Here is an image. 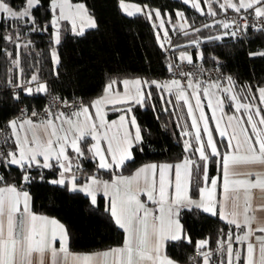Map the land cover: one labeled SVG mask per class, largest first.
<instances>
[{"label": "snow or ice", "instance_id": "obj_1", "mask_svg": "<svg viewBox=\"0 0 264 264\" xmlns=\"http://www.w3.org/2000/svg\"><path fill=\"white\" fill-rule=\"evenodd\" d=\"M183 2L187 4L189 0ZM204 3L207 11L198 2L191 6L202 15L210 16H216L218 10L226 12L232 9L236 13L243 10L254 17L251 28L264 33V0H223L222 3L220 0H204ZM213 3L218 4V9L212 7ZM120 6L128 16L144 13L151 19L154 15L161 20L160 26L163 27L158 8L130 6L123 0ZM40 7L41 0H24L20 8H13L7 0H0V17L23 23L29 32L47 31V26L39 25L33 15ZM129 7H135V13L129 11ZM145 9L148 10L145 12ZM49 10L51 19L48 24L55 30V43L60 42L61 20H71L72 31L76 35L84 34V28L77 30L76 25L77 18L83 19L86 15L83 5L74 6L70 0H49ZM176 15L186 20L182 12L177 11ZM249 15L241 17L243 23H223L224 29L234 27L231 32L226 31L224 36L240 39L246 35L250 27ZM88 26L95 28V21L89 18ZM19 37L20 30L17 28L15 38L12 34H6L2 39L16 43ZM164 38H168L167 31L164 32ZM157 39H160L159 33ZM209 39L221 40L222 37ZM193 43L198 44L195 41ZM20 47L16 43V48ZM6 54L9 57L12 55ZM51 55L53 64L58 65L57 53L53 50ZM198 58L204 60V54L198 53ZM179 59L181 62L193 63L192 57L186 52H182ZM209 59L215 67L223 68V61L218 56ZM12 64L19 68V53ZM168 67L170 71L179 69V65L169 64ZM22 72L23 69H20ZM176 74L184 77V81L173 79L170 84L178 90L177 105L183 101L187 117L190 118V124H178L177 127L181 128V136L185 138V153L192 152L196 158L186 157L175 165L147 164L136 169L131 176H116L111 184L99 181L95 176L80 183L76 173L82 171V161L85 159L97 161L98 158L97 169L103 170L118 169L126 163H134L132 150L143 143L141 129L136 117L131 115L132 107L121 109L115 106L129 102L143 105L151 99L152 93L147 91L145 94L142 84L148 88L155 85L163 91L169 89V83L110 79L104 88V96L87 105L74 107L67 100L53 96L54 102L63 104L64 109H73L71 112L63 109L53 112L49 106L43 110V116L34 109L25 116L28 109H19L24 118L17 117L7 124L14 137L12 147L6 152L0 151V168L8 170L15 167L20 172L19 181L15 184L0 174V264H68L69 257L75 264H107L109 257L111 264H179L176 260L161 259V249L166 242L191 244L190 235L178 219L180 208L219 215L220 219H226L228 225L234 226L235 234L232 228L227 232L222 230L217 241L218 250L224 256L220 264H264V87L253 91L251 86H243L237 90L233 77L222 71L219 76L207 81L201 80L194 71L180 69ZM8 83L13 85L11 100L15 104L23 103L21 94H48L47 82H40L38 74H32L23 84L19 82L18 74L16 82L9 79ZM120 86L124 89L123 93L119 90ZM161 100L171 103L163 96ZM102 104H111L113 110L123 113L118 117V124L117 121L107 123L104 120L100 114ZM225 106L232 109L231 115L224 111ZM205 107L212 112L210 118L204 111ZM90 108L96 110L94 114ZM217 109L221 112L219 119L216 117ZM224 116H227V121L221 128ZM209 119L214 122L219 142L213 137ZM96 120L100 123L97 124ZM127 125L135 129L134 134ZM113 127L116 131L109 135ZM101 129H104L102 138L107 142L106 149L100 146L101 137L98 133ZM89 136L96 143L82 147L81 142ZM3 143L7 144V139ZM85 149L92 154L90 157L86 156ZM213 158L220 175L210 178L208 161ZM54 168L58 170L57 179L45 181L42 172H38L37 176L32 175L33 169ZM36 179L69 194L82 193L90 197L92 207L97 205V191L103 190L104 195L109 197L105 211L126 233L123 246L90 255L71 256L65 226L56 219L38 216L30 210L31 198L22 185ZM200 180L204 183V186L199 187L200 200H194L189 195L190 185L193 182L199 184ZM218 187L222 200H216L213 195ZM141 193L146 194L148 201L159 205V216L154 215L141 201ZM57 242L59 248L56 247ZM207 244V240L197 242L199 256L189 257L193 264H209L212 253L210 250L205 251Z\"/></svg>", "mask_w": 264, "mask_h": 264}, {"label": "trees", "instance_id": "obj_2", "mask_svg": "<svg viewBox=\"0 0 264 264\" xmlns=\"http://www.w3.org/2000/svg\"><path fill=\"white\" fill-rule=\"evenodd\" d=\"M73 1L85 4L96 27H87L82 36L76 35L70 23L64 20L60 28L59 44L55 43L54 29L48 24L51 19L49 0H41L42 7L33 12L39 25L47 26V31L29 32L23 23L0 17V126L8 129V122L19 112V104L11 100L13 85L8 83L9 79L16 82L18 74L22 84L32 74H38L40 82H47L48 92L62 98L79 96L86 105L103 93L110 79L141 78L161 84L173 77L168 67L170 61H178L181 53L186 52L193 61L197 59L198 53H203L205 58L202 61L207 65H213L209 57L218 56L223 61L222 70L233 76L236 89L243 86L254 89L264 85V55H260L264 53V33L249 29L240 39L222 36L217 24L207 23L212 16L202 15L192 4H185L183 0H126L147 5L149 9H160L171 38L172 47L166 52L164 33L160 32L159 22L156 23L154 15L151 19L144 13L128 16L121 9V0ZM7 2L13 8L24 5V0ZM177 11L184 14L186 28L177 17ZM17 28L20 30V37L16 40L21 45L19 49L16 43L2 39L6 34H12L15 38ZM157 33L160 39H157ZM217 36L222 39H209ZM194 41L198 44H194ZM53 50L59 57L58 65L53 64ZM6 53H11V57ZM17 53L19 68L12 64ZM20 69H23L22 73ZM143 87L145 94L151 91L152 96L143 105L132 106V113L143 137V143L132 150L134 163H126L118 169L103 170L97 169L96 161L85 159L82 161L83 178L95 176L108 179L115 173L131 174L149 162L175 163L186 157L196 158L192 152L184 151L185 138L181 136V128L177 125L189 124V120L183 102L177 105L175 91H162L155 85ZM21 96L22 105L28 110L41 108L44 104L45 95ZM161 96L171 103L162 101ZM165 108L168 110L165 111ZM114 114L115 111L108 113L109 116ZM6 139L8 143L5 147L8 150L13 143L9 134ZM192 142L195 143L194 140ZM90 144V137L81 142L82 147ZM85 152L86 156H91L86 149ZM214 159L208 161L209 177L216 171ZM38 172L43 173L45 181L58 177L55 168L33 169L32 175L37 176ZM0 174L5 175L10 183L19 181L20 172L15 167L8 170L0 168ZM45 181L36 179L22 187L30 193L33 211L55 217L65 226L70 250L92 252L124 242L125 232L105 211L107 200L103 195L97 196V205L92 207L90 197L82 193L69 194ZM202 184V180L199 184L193 182L189 195L197 197ZM179 221L190 235L191 244L166 242L165 253L179 263H191L189 257L196 251L197 242L207 240L206 249L212 253L210 264H217V241L220 232H226L229 226L218 215L213 216L200 210L190 212L184 208L179 210Z\"/></svg>", "mask_w": 264, "mask_h": 264}, {"label": "crops", "instance_id": "obj_3", "mask_svg": "<svg viewBox=\"0 0 264 264\" xmlns=\"http://www.w3.org/2000/svg\"><path fill=\"white\" fill-rule=\"evenodd\" d=\"M220 2L222 3L223 0H220ZM201 7L204 8L205 11H207V5L204 3V0H201ZM212 7H213L214 9H218V4H217V3H213ZM219 14H220V10H218V14H217L216 16H212V19L210 20L212 24L215 23V22H217V21H219V20H218V18H219ZM179 19H180V21L182 22L183 27L186 28L187 25H186L184 19H181V18H179ZM218 26H219V25H218ZM124 79L133 80V79H136V78H124ZM124 79H122V80H124ZM140 79H141V78H140ZM173 79H176V78H175V77H171V78H169L168 80L162 81L161 84L169 83V89H165V91L168 92V91L173 90V91H175L176 95H178V90L175 89V87H174V86H171V84H170V82H171ZM141 81L143 82V81H145V80H144V79H141ZM143 86H144V85L142 84V87H143ZM258 87H264V85H263V86H256V87L253 89V91H255ZM143 88H144V87H143ZM119 90L121 91V93H123V91H124V89H123L122 86H120V89H119ZM237 90H239V88H237ZM189 91H190V90H189ZM102 96H104V91H103V93H102L99 97L95 98L93 101L99 99V98L102 97ZM182 102H183V101H182ZM204 102H205V104L207 103V101H204ZM193 103H194V101H193ZM257 103H258V101H257ZM89 104H90V103H89ZM133 104H134V103L129 102L128 104H119V105H116L115 107H116V108H121V109H123V108H127V107H129V106L132 107ZM86 105H87V104H86ZM183 105H184V104H183ZM184 107H185V109H186V106H185V105H184ZM95 111H96V110H95L94 108H90V112H91V113L94 114ZM110 111H115V110H113V105H111V104H102V105L100 106V114H101V116H103L104 120H105L107 123H111L112 121H117V124H118V123H119V121H118V117H119L121 114H123V113H122L121 111H115V114H114V115L109 116L108 113H109ZM204 111H205V113L207 114V116L210 118L211 115H212L211 110L208 109L207 107H205V108H204ZM224 111L227 112L229 115L232 114V109H231V108H227L226 106H225V108H224ZM186 112H187V109H186ZM131 115L134 116V114H133L132 112H131ZM237 115H239V114H237ZM216 117H217V119H219V118L221 117V112H220L219 109L216 110ZM13 119H16V118H13ZM11 120H12V119H11ZM81 120H83V117H81ZM188 120H189V124H190V118H189V117H188ZM226 121H227V116H224L223 121H221V128L224 127V123H225ZM96 123L99 124L100 121H99V120H96ZM209 125H210V127L213 129V137H214V139H215L217 142H219L220 138L218 137L217 133H216L215 130H214V129H215V125H214V122H213L211 119H209ZM127 127H128L129 130L134 134L135 129L132 128L131 125H127ZM114 131H116L115 127L112 128V130L109 132V135H111L112 132H114ZM121 131H122V130H121ZM190 131H191V129H190ZM103 133H104V129H101L100 132L98 133V136L101 137V138H100V146H101V148H102V149H106V148H107V142H106V140H104V139L102 138ZM9 135H10V140H11L12 143H13V139H14V137L12 136V133H11L10 130H9ZM21 137H23V133H21ZM89 137H90V139H91V144H90V146H91L92 144L96 143V141L93 140V139L91 138V136H89ZM204 139H205V141H206L207 137L205 136ZM81 146H82V145H81ZM8 150H10V149H8ZM8 150H7V151H8ZM221 150H223V146H222V145H221ZM69 154H70V155L72 154V153H71V149H69ZM91 155H92V154H91ZM182 160H184V159H182ZM182 160H180V161H178V162H175V163H169V164H173V165H175V164H177V163H180ZM97 162H98V158H97L96 164H97ZM164 163H166V162H149V163H146V164H143V165L139 166L138 168L143 167L144 165H147V164H157V165H159V164H164ZM82 166H83V164H82ZM138 168H137V169H138ZM135 171H136V170H135ZM135 171H134V172H135ZM134 172H132L131 174H128V175H123V174L115 173V174L112 175L111 178H108V179L97 178V179H98L99 181H107L109 184H111L112 181L114 180V178H115L116 176H120V175H122V176H131ZM76 175H77L78 180H79L80 183H84V181L87 179V178H83V176H84L83 167H82V171H81V172H77ZM219 175H220V173L218 172V170H217V165H216V171L212 174V176H210V178H212V177H217V176H219ZM173 176H174V171H173ZM81 177H82V180H80ZM57 178H58V177H57ZM57 178H56V179H57ZM202 186H204V183L202 184ZM202 186H201V187H202ZM22 188H23V187H22ZM23 190H25V191L28 192V190L25 189V188H23ZM28 193H29V192H28ZM99 194L103 195V196L106 198L107 202H108L109 197L104 195L103 190L97 191L96 195L98 196ZM170 194H171V190H170ZM29 195H30V193H29ZM213 195H214V198H215L216 200H222V196H221V193H220V191H219V187L217 188V190L214 191ZM191 197H192V196H191ZM30 198H31V196H30ZM139 198L141 199L142 202L146 203V206H147L150 210L153 211L154 215H156V216H159V215H160V212H159V205L154 204V203L151 202V201H148V200H147V196H146L145 193H141L140 196H139ZM192 198H193L194 200H200V193L198 194L197 197H195V198L192 197ZM180 209H181V208H180ZM30 210H31V212H33L34 214H36V215H38V216H47V215H43V214H40V213H37V212L33 211L32 208H31V200H30ZM218 216H219V215H218ZM47 217L50 218V219H56L55 217H51V216H47ZM178 219H179V217H178ZM56 220H57L59 223H61V221H59L58 219H56ZM221 220H222V219H221ZM223 221L226 223V219L223 220ZM61 224H62V223H61ZM226 224H227V223H226ZM227 225H228V224H227ZM228 226H229L230 228H232V230H233V232H234V234H235L234 226H232V225H228ZM125 236H126V233H125ZM199 241H200V240H199ZM123 243H124V242H123ZM123 243H122L121 245L113 246V247H110V248H114V247H122V246H123ZM56 247L59 248V242L56 243ZM67 247H68V245H67ZM164 247H165V244L163 245V247H162V249H161V259L168 258V259H172V260H174L172 257H170L169 255H167V254L165 253ZM110 248L103 249V250H96V251H92V252H77V251H72V250H70V249L68 248V252L71 254V256H83V255H90V254H94V253L103 252V251H106V250H108V249H110ZM205 251H209V250H208V249H205ZM216 251H217V264H220V261H221L222 259H224V256L222 255L221 251L218 250V248H217ZM68 264H75V262L71 259V257H69ZM107 264H111V257L107 258ZM179 264H193V262L191 261V263H179ZM209 264H210V261H209Z\"/></svg>", "mask_w": 264, "mask_h": 264}, {"label": "built area", "instance_id": "obj_4", "mask_svg": "<svg viewBox=\"0 0 264 264\" xmlns=\"http://www.w3.org/2000/svg\"><path fill=\"white\" fill-rule=\"evenodd\" d=\"M245 15H249V14L248 13H244L243 10H241V13H236L232 9H228L226 12L224 10H220V14H219V18H218L219 21L215 22V24L219 25L218 27L221 29L220 34L222 36H224V33L226 31L231 32L232 30H234V27L229 28V29H224L222 27L223 23H231L233 21H235L238 24L239 23H243V20L241 19V17L245 16ZM254 22H255L254 21V17L249 15V19H248V23L250 25L249 29H252L251 25ZM207 23L208 24H212L211 21H208ZM164 43L166 45V47H165L166 52H168V50L172 47L171 46V38L169 36H168L167 39L164 38ZM170 64L179 65V69L173 68V70H171L170 73H171V75L173 77H175L176 79H180L182 82L184 81V77H180V76H178L176 74L177 71L180 70V69H182L184 71H194V72H196L199 75L200 79L204 80V81H207L210 78H215V77L219 76L221 71L225 75H230V74L225 73L222 69H219V68L215 67L214 64L213 65L205 64L198 57H197L196 60L193 61L192 64H188L186 61L185 62H181L180 59L178 61H176V62L170 61ZM201 69H203L202 75H201ZM233 80H234V78H233ZM32 86L35 87V85H32ZM53 96L61 98L63 100H67L69 102V104H73L74 107H75V105H81V104L84 105L83 100L79 96H75L73 98H62V97H59V96H57V95H55V94H53L51 92H48V94L45 95L43 106L41 108H38V109L37 108H33V109L38 111V112H40L41 116L44 115L43 110L46 107H49V106H51V109H52L53 112H56V111L61 110V109L66 110L68 112H71L73 110L71 108L64 109L63 104H58V102H54L53 101ZM19 106H20V108H25L22 104H19ZM33 109L28 110V112L25 113V116L26 115H30L31 110H33ZM17 117L24 118L23 116H21L20 111L15 115L14 118H17ZM8 134H9V130L6 127H4V126H0V151H5V152L7 151L3 141L6 139ZM229 228L226 230V232L229 230ZM234 230H235V228H234ZM220 237H221V232H220ZM216 248H218V245L216 246ZM198 256H199V253L196 250L192 254V257H198Z\"/></svg>", "mask_w": 264, "mask_h": 264}, {"label": "rangeland", "instance_id": "obj_5", "mask_svg": "<svg viewBox=\"0 0 264 264\" xmlns=\"http://www.w3.org/2000/svg\"><path fill=\"white\" fill-rule=\"evenodd\" d=\"M70 2H71V4H73L74 6H76V5H83L84 9H86V15L83 17V19H81V18H77V20H76L77 30H79L80 27H83L84 29L87 28V27H89V26H88L89 18H91L92 20H94V19H93V17L91 16V14L88 12V10H87L85 4H84L83 2H81V1H73V0H70ZM123 2H124L125 4H127V5H130V6H139V7H141V8H143V6H144V5H142V4H139V3H136V2H130V1H126V0H123ZM194 2H198V3H200V6H201V0H189V3H190V4H192V3H194ZM120 4H121V3H120ZM121 9H122V8H121ZM148 9H149V8H148ZM148 9H145V12H146ZM128 10H129V11H133V12L135 13V7H129ZM122 11L125 13V11H124L123 9H122ZM154 17H155V16H154ZM63 21H64V20H61V21H60V24H59V31H60V28L62 27V23H63ZM65 21H68V22L70 23L71 30H72V22H71V20H65ZM155 21H156V23L159 22V26L161 25V20H160V19H158V18L155 17ZM172 24H173V23H172ZM165 31H167V29H166V26H165V24H164V22H163V27L160 26V32H161V33H164ZM54 32H55V30H53V38L55 39ZM136 79H140V78H136ZM140 80H141V79H140ZM215 249L217 250V248H215Z\"/></svg>", "mask_w": 264, "mask_h": 264}]
</instances>
